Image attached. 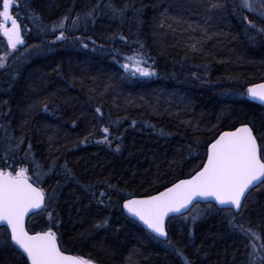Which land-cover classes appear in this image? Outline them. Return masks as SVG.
<instances>
[{"label": "trees", "instance_id": "obj_1", "mask_svg": "<svg viewBox=\"0 0 264 264\" xmlns=\"http://www.w3.org/2000/svg\"><path fill=\"white\" fill-rule=\"evenodd\" d=\"M221 3L226 6L208 12V0H13L26 44L0 69V169L23 165L32 175V156L45 171L54 160L67 163V179L52 174L42 184L49 191L61 185L56 211L66 253L95 264H247L251 249L229 232L223 213L202 215L195 224L174 219L169 245L122 215L123 201L107 188L111 183L132 197L155 194L187 178L219 132L241 124L264 129V107L246 96L264 81V33L244 17L257 28L264 23L237 0ZM112 8L123 14L114 16ZM77 15L76 27L66 22L67 39L57 41L52 26ZM6 50L0 37V55ZM134 50L156 75L133 79L124 72L120 65ZM105 125L110 145L98 142ZM102 191L113 193L111 207L93 198ZM244 217L264 234V190L249 195ZM47 223L44 214L30 226ZM255 243L259 251L261 240Z\"/></svg>", "mask_w": 264, "mask_h": 264}, {"label": "snow or ice", "instance_id": "obj_2", "mask_svg": "<svg viewBox=\"0 0 264 264\" xmlns=\"http://www.w3.org/2000/svg\"><path fill=\"white\" fill-rule=\"evenodd\" d=\"M257 2L264 7V0H240V6L246 12L257 13ZM225 6L221 0H208L206 10L212 12ZM99 7L97 5L96 9ZM13 8V0H0V37L6 40L7 49L4 55H0V69L5 68V61L15 55L20 46L26 44L18 22L19 17L13 14ZM111 10L114 16L122 15L124 11L115 8ZM257 14L264 23V11ZM87 15L91 16L92 12ZM69 19L71 27L74 28L80 17L65 16L52 26V32L59 30L55 37L57 41L67 39L65 32ZM244 22L249 28L264 33V27L257 28L256 23L249 20L247 15ZM160 27H165L164 21H161ZM140 49H143V44ZM192 50H196V45H192ZM125 61L120 66L125 73H130L133 79L156 75L150 70L142 52L138 50H134L132 56L125 57ZM247 96L250 100L264 104V83L249 87ZM43 111H48L46 103ZM95 111L97 114L101 113L99 107ZM100 131L104 137L98 142L110 145L109 127L105 125ZM87 139L85 137V142ZM20 143H23V139L18 141L17 150ZM205 147L206 152L201 164L187 178L178 179L156 194L133 198L131 194H121L111 183L107 184V188L115 190V194L123 201L119 205L122 215L126 214L133 223L142 226L154 240L163 238L169 245L171 242L168 239V227L174 219L183 218L185 223L190 220L195 224L202 215L210 212L223 213L229 232L237 235L245 243L246 249H251L247 253V264H264V234L252 229L244 217L249 195L254 190H264V129L241 124L232 130L219 132ZM8 150L13 151L11 145ZM119 150L117 145L116 151ZM29 153L25 155L26 160L29 159ZM5 163L7 164V160ZM31 165L32 175H29L30 168L23 165L18 168L8 165L9 170L0 169V254L9 257L11 264H95L90 258L65 252L60 235L62 220L56 211L58 189L61 185L57 181V186L51 188V191L42 186L45 177L52 174L63 175L67 179L71 175L67 163L59 165L54 160L45 171L44 166L32 156ZM57 168L60 172L56 171ZM91 187L85 188V191H89ZM112 194L110 191H102L97 197L95 192L92 193L93 198L104 207L112 206ZM105 198L109 203H105ZM201 203L207 204L208 207L200 209L198 206ZM44 214L48 216V223L44 227L37 230L30 226L34 217H42ZM106 224L107 220L96 227H104ZM256 239L261 240L259 251ZM3 260L4 257L0 256V264H3Z\"/></svg>", "mask_w": 264, "mask_h": 264}, {"label": "water", "instance_id": "obj_3", "mask_svg": "<svg viewBox=\"0 0 264 264\" xmlns=\"http://www.w3.org/2000/svg\"><path fill=\"white\" fill-rule=\"evenodd\" d=\"M260 83H264V81L263 82H259V83H256V84H260ZM256 84H253V85H251L250 87H252V86H254V85H256ZM249 88V87H248ZM246 96H247V90H246ZM247 100L248 101H250L251 103H254V104H257V105H259V106H262V107H264V104H261L260 102H258V101H253V100H250L249 98H248V96H247ZM171 186V185H170ZM169 187V186H168ZM165 189V188H164ZM163 189V190H164ZM162 191V190H161ZM156 194V193H155ZM133 198H143V197H133ZM200 205H206V204H204V203H201ZM125 216H126V214H125ZM127 217V216H126ZM129 219V218H128ZM131 220V219H130ZM136 224H138V223H136ZM139 225V224H138ZM140 226V225H139ZM141 228H142V226H140ZM143 230V229H142ZM144 231V230H143ZM159 241H161V242H165V241H163V238H161V240H159ZM67 254H69V253H67Z\"/></svg>", "mask_w": 264, "mask_h": 264}, {"label": "rangeland", "instance_id": "obj_4", "mask_svg": "<svg viewBox=\"0 0 264 264\" xmlns=\"http://www.w3.org/2000/svg\"><path fill=\"white\" fill-rule=\"evenodd\" d=\"M238 3L240 4V0H237ZM256 8H257V13L260 12V11H264V7H262L258 2L256 3ZM250 14H253L254 16H256L257 18H259L261 20V17L257 14V13H252V12H249Z\"/></svg>", "mask_w": 264, "mask_h": 264}]
</instances>
